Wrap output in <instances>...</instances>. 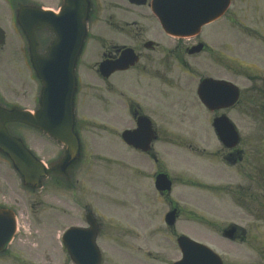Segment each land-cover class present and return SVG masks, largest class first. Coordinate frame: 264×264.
I'll use <instances>...</instances> for the list:
<instances>
[{"label":"rangeland","instance_id":"374dc122","mask_svg":"<svg viewBox=\"0 0 264 264\" xmlns=\"http://www.w3.org/2000/svg\"><path fill=\"white\" fill-rule=\"evenodd\" d=\"M108 1L115 3L114 5L109 4L106 7L107 9L105 8V14L106 10H108V14L112 13L111 21L118 20L123 25L127 23L132 25L112 34L116 40H125L126 37L136 40L140 37L137 33H144L141 32L143 28L151 25V29H153V23L156 26V22H152L147 13H140L141 9L133 7L127 0H105V2ZM42 2L52 7H56L57 4L56 0H42ZM1 9L0 24L8 30L11 24L10 12L7 6H5V9L4 6ZM230 10L232 12L228 13L225 19L220 22L222 26L213 24L207 31L211 32L210 35H212V32H216L217 35L221 34L224 42H226L229 39L228 30H231L233 47L232 51L228 49L227 53L234 57L237 64L244 62L248 70L245 73L253 75L255 72L254 64L264 69V38L258 31L253 30L264 31V0H232ZM233 13V21H231ZM136 22L138 23L136 24ZM134 33L136 34L134 35ZM143 35H146V33ZM217 42L212 41V45L214 44L217 48L216 53H225L223 49L219 48V45L215 44ZM16 47H18V42ZM12 50L13 46L10 43L4 51L1 52L0 50V87L5 94V98L17 100L20 95L19 89L24 87L25 82L19 81L24 78L22 73H19L21 59L19 54L14 56L11 53ZM93 52L97 54L96 49ZM211 56L212 54H202L201 58L191 60V62H200L203 67L205 66L204 69L209 71L217 68L226 70L225 73L231 76L233 74V81L242 88L243 99L241 104L232 111V118L243 137V145H247L248 152L251 155V160L249 159L250 165L246 167V173L249 176H255L253 180H256L264 172L259 158L254 156L256 146L264 141V92L254 89L255 82L249 80L247 76L230 71L227 66L219 64L216 59H212L213 56L216 57L214 54ZM95 59L94 57H86L85 65L88 69H90ZM229 61L233 63L232 58L225 56V63L227 64ZM16 74L19 80L13 81L12 79L16 78L14 77ZM260 82L264 84L262 81ZM86 84H89L87 79ZM135 87V85L126 87L125 91L127 93L125 94L133 95ZM96 88L98 91L94 88L89 91L91 102L90 100L87 102V109H93V107L96 109L99 106L102 110L103 105L107 113L111 109L110 113L113 114L112 109L114 107L112 108L108 102L112 94L105 93L102 88L99 90L97 86ZM93 101L95 102L94 104ZM105 101H107V104H105ZM184 118L186 117H181V119L170 117L169 124L166 125L169 133L182 141H186V143H193L196 147H206V150L203 151L204 155L194 156L190 149L183 146L181 149V162L179 158L171 157H168L166 161L169 168L175 171L174 174L181 170L184 178H186L185 175H189L186 178L189 183L177 178L175 180L176 190L173 194L181 200L182 207L181 219L179 224H177L176 231L178 233L184 232L196 240L211 245L222 254L226 264H264V214L262 216L257 211L248 209L250 207H258L259 205L256 203L247 205L241 202L240 198L238 199L240 192H237V189H241V186H248L247 177L237 175L239 168H235L232 172L226 166H223V160L218 157V152L217 156L213 154L219 150L220 145L208 129L209 121L206 115L202 114L198 119L195 118L198 124L194 123L193 120L186 121ZM127 120L129 123L131 122L129 117L123 115L122 124ZM174 121L176 124L181 123V130L171 128ZM125 126L122 125L120 132L117 133L115 131L116 133L112 135H109L108 132H100L98 135L87 132L95 140L94 146L89 144V148L94 152V155H91L94 164L93 166L88 165L82 172L80 170L78 173L84 180H88L87 185L92 190L102 191L112 199L120 194L122 202L116 206L118 208L114 211L115 214L122 217L123 220L125 218L133 220L137 226L136 231L138 232L130 231V235L124 237L123 231L128 232V230L133 229L132 227L125 223L122 225L123 228H121L117 222L104 221V231L112 232L109 235L100 236L105 250L104 264H146L144 263L145 257L143 255L145 249L151 250V257L159 258L161 254L163 255L156 264H168L167 262L181 257L180 247L176 245L178 235L165 236L163 234L161 217L165 213L166 208L162 202L156 199L154 192L152 213L149 211V204L145 194L142 197L141 192L152 193L147 172L144 171L141 174L139 171L141 167L146 168L148 159L141 154H139L140 156L134 155L133 151L121 142L120 133ZM32 138L38 144H32L30 139L26 137L29 144L34 146V150L43 159L50 160L58 153L57 148L43 136L39 137L36 135ZM171 142L179 146L178 142ZM161 145L168 149L173 147L170 146L168 141L163 142ZM103 150H109V152L103 153ZM188 151L195 157V160L201 164L209 165V173H193V169L190 166H186L184 161L190 159ZM209 151H211L213 158L208 155ZM118 155L126 158L127 161L118 159ZM97 159L116 160V162L125 165H101L102 163L97 162ZM5 167H7L8 171L2 172L0 170V175L5 182L3 185L8 187L4 191L5 195H3V198L8 199L13 194V190L14 197L17 196V192H20L21 198H24L23 202L19 203V210H21L19 214V217H21L20 226L24 236L20 240L23 245H21L19 257L14 258L16 261L11 258L0 259V264H73L67 258V252L61 244L63 232L81 218L79 210L65 209L67 202H70V197L63 191H56L51 184L43 188L40 193L30 194L29 192H24L19 186H16V182H12L10 178H5L7 172L11 176H15L10 166L6 165ZM192 177L199 181L195 186L188 179ZM117 191L118 193H116ZM249 192H255V194L257 192V194L260 193L264 196V188L260 189L254 184L250 185ZM249 192L248 196H250ZM232 196H234L233 199ZM108 206L114 208L109 204ZM131 210H136V213L132 215ZM190 210H195L197 214H192ZM103 211L111 213V210ZM192 216L195 218L193 219ZM126 222L132 225L131 221ZM213 222L218 223L219 229L225 224L230 225L232 223L244 226L248 229L247 240L244 242H232L227 238V240L224 239L223 234L218 232V227ZM146 230H151L152 233L147 238V247L141 248V242L146 238ZM259 237H261V244H256ZM122 239L134 243L135 248L130 245L122 247ZM257 245L263 250V255L257 254L261 252H258L259 248H257ZM150 264H153V261Z\"/></svg>","mask_w":264,"mask_h":264},{"label":"flooded vegetation","instance_id":"af4514ba","mask_svg":"<svg viewBox=\"0 0 264 264\" xmlns=\"http://www.w3.org/2000/svg\"><path fill=\"white\" fill-rule=\"evenodd\" d=\"M41 1L42 0H36V2L39 3H42ZM56 1V7L50 6V8L58 11L64 0ZM91 1L93 3L94 10L97 7V14L94 13L91 22H89V33L86 45L81 53L76 70L79 87L81 88L80 95L77 100L76 113L79 118L81 128L89 129V127L85 126L84 121L92 119V128L90 131H84L86 132L87 140L91 141L93 137L88 135L87 132L90 134H95L94 131H96L97 134L100 132H108L109 134L116 133L113 131L118 130L123 108L127 111L132 120V125H129L127 128H135L139 117L145 115L150 120L151 128L156 135L150 151L145 154L149 162L148 167L153 178L162 172L170 174L165 162L166 157H169V149L161 145L163 142L167 141L168 138L173 136V134L169 133L166 127V125L169 124L170 117H173L174 119H181V116H197L202 110L208 114L210 119L221 115L230 116L234 107L222 106L209 110L202 105L196 95L189 93L193 92L196 84L203 76L207 77L208 75L209 77H214L216 79L227 80H230L232 76L225 73L226 70L224 71L223 69L218 68L203 75L201 73H192V71H200L202 67L200 62H191V60H197L200 57V53L191 52V49L202 42L201 35L188 38L169 35V33L163 28L160 19L153 10L152 0H140V3L127 0V2H129V4L133 7L140 8V13H147L151 18V21L156 22V26L155 23H153V29H151V25L143 28L141 32H144L143 34L146 33V35L137 33L140 37L136 40L126 37L125 40L120 39L119 41L116 40L112 34H115L128 26H132L129 25L131 23L123 25L118 20L111 21L112 13L108 14V10H106L105 14V8L107 5L115 4L113 1ZM137 23L138 22H136V24ZM107 34H109V36H107ZM135 34L136 33H134V35ZM39 37L41 41V52H44L49 42H52V44L54 43L56 34L55 32L48 31L44 28L40 31ZM204 45V50H206L208 48V44L204 42ZM59 49L61 50L62 48ZM95 49L97 50V54L93 52ZM68 50H70V48L67 47L66 42L64 54L67 53ZM12 51L14 55L19 54L20 56L21 64L19 66V70L24 76L23 81L25 84L24 87L19 89L20 95L18 96V99L6 101L5 104L7 106L21 105L24 101L25 109L31 112H36L40 108V82L32 69L27 48L24 46V41L22 43L19 42L18 47H13ZM124 51L126 54L137 60L134 65H131L129 68L124 70H116L109 76H106L99 71V63L102 60H118L121 58ZM87 56L88 58H96L95 61L92 62L93 64L91 63L92 65L90 66V69H88L85 65V59ZM229 70L233 71L231 68H229ZM187 74L194 76L192 80L186 78L188 76ZM16 78H18L17 74ZM86 79L88 80V85L86 84ZM127 84L136 86L133 90V95L125 94L122 86ZM84 86H97L99 90L102 88L105 93H111L112 97H110V101L108 102L112 108L114 107V109H112L113 114L110 113L111 109L107 113L102 104V110L99 106L96 109H94V107L93 109H87L86 104L89 100L91 102V98L89 94L81 96ZM94 103L95 102L93 101V104ZM105 104H107V101H105ZM13 125L14 124H12L11 127H13ZM174 127L181 130V123L175 125ZM21 128L25 129V126H21ZM226 150L227 152L223 155L225 158L230 160L233 165V159L230 155H233L234 151L230 149ZM172 177L175 178V176ZM5 178H7V176H5ZM4 183V179L0 175V205L4 204L15 210L17 215V232L9 245L8 251L1 254L0 259H2L3 256H8L9 258L15 260L14 258L19 257V253L22 248L21 245H23L20 242L24 235L22 234L20 226L21 217H19V203L23 202L24 198H21L20 192H17V196L14 197L13 190V194H11L8 199H4V191L8 189V187L3 185ZM19 183L23 186L22 181L19 180ZM21 189L24 191L25 186L21 187ZM141 193L143 197L145 193ZM147 195L145 194V197L149 204V211L152 213L153 198L150 194ZM88 196L87 192V197L83 202V207L89 212L91 202ZM162 198H164V203L168 206V208L171 207L173 209L177 207L178 211H180L179 207L176 205V201L171 198L170 194L164 193ZM76 203L78 204L79 202L77 201ZM96 214L97 215L94 214L93 217L97 219L96 222L99 225V230L103 231L102 217L98 215V213ZM91 219L93 218L91 217ZM87 220H89V217L84 219L81 217L79 221L75 222V224L83 226L87 223ZM242 237L243 234L240 229L236 228L234 232L235 239L233 240H239L242 239Z\"/></svg>","mask_w":264,"mask_h":264},{"label":"water","instance_id":"95a60500","mask_svg":"<svg viewBox=\"0 0 264 264\" xmlns=\"http://www.w3.org/2000/svg\"><path fill=\"white\" fill-rule=\"evenodd\" d=\"M72 1L74 3V6L77 5L76 0H72ZM68 2H71V0H67V3ZM77 2L79 3L78 8L81 12V22L82 23L81 24H73L69 29V31L71 33H73V40L75 43L77 41H79L80 30L82 31V29L85 28V19H86V17H88L90 10H91V5L87 0H80V1L77 0ZM181 2H184L183 4H181V27H180L181 29L178 28V29H180L179 31H181V33H190L192 31H194L197 27H199L201 25V23H204V21L218 17L222 13V11L225 9V7H227V5H228V1L224 5V4H221L219 0H212L209 5H206V0H181ZM74 6H73V13L75 14L76 11H74ZM179 7H180L179 4H173L170 6L169 24L173 23L174 15L178 14L177 10ZM64 9H66V7H64ZM34 10L29 12V9L27 7H20L17 10V15H16V19H17L18 24L21 26L22 30L26 34V37H27V40L29 43V50L31 52L33 60L37 59V57H38V52H37L38 41L36 39V29H37L36 27L42 21L41 18H43L42 17L43 14L46 15L48 13V11H45L42 9L34 8ZM205 13L208 15H211V16H209L208 18L201 20V21L199 19H196V18H194L193 20L191 19V15H194V16L198 15V16H201L203 18V15ZM49 16L52 17L51 15H49ZM49 16L47 17V21H50ZM77 23H79V22L77 21ZM81 25H82V29L80 28ZM167 28L171 31L177 30V28L176 27L173 28L172 25H171V27L169 25V27H167ZM176 32H178V31H176ZM52 89H55L54 84H52ZM71 94L73 95V92ZM57 96H58V98L61 97L60 91H58ZM204 99H205V101H207V103H211L210 99H207V98H204ZM45 123H48V122H45L43 119L42 125H44ZM217 127L222 133H224V132L228 133L231 129L230 125L227 124L224 120L221 122H218ZM48 128L50 129L49 123H48ZM75 139L77 141L78 137L76 136L74 138V140ZM62 140L64 142H66L67 144H70L67 139H62ZM19 148L20 149L17 153H14L16 151V145H13L11 147H5V151L11 156V158L14 161L15 166L19 169H23V166H21L18 163L19 155L21 152H23V146H20ZM70 153H71V156H68L67 159H78L80 157V154H81L80 144L77 146V148L74 151L71 150ZM30 158H32V154L30 152H26L23 159H25L27 164H28ZM38 164H39V162H38ZM25 174H28L27 170H26ZM39 182H40V179H38L37 183H39ZM27 183L29 184V180H27ZM75 231L76 230L70 231L68 233V235H70L71 233H74ZM181 244L183 246L182 247L183 250L185 252L186 251L190 252L191 253L190 256L192 257L194 254V249L196 248V246L188 243L187 238H185V237L181 238ZM187 257H188V255L186 256V260H187ZM81 261H82V259L78 260V262H80V264H96V262L89 263V262H81Z\"/></svg>","mask_w":264,"mask_h":264}]
</instances>
